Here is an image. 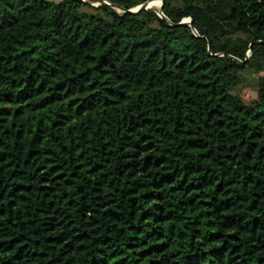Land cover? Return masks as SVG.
I'll list each match as a JSON object with an SVG mask.
<instances>
[{"label": "trees", "instance_id": "1", "mask_svg": "<svg viewBox=\"0 0 264 264\" xmlns=\"http://www.w3.org/2000/svg\"><path fill=\"white\" fill-rule=\"evenodd\" d=\"M107 1L0 0V264H264V0Z\"/></svg>", "mask_w": 264, "mask_h": 264}, {"label": "rangeland", "instance_id": "2", "mask_svg": "<svg viewBox=\"0 0 264 264\" xmlns=\"http://www.w3.org/2000/svg\"><path fill=\"white\" fill-rule=\"evenodd\" d=\"M88 1L94 4L98 3L97 0H88ZM158 2H159L158 5L152 4L151 6L156 9H159L160 0ZM260 73L264 74V71H261ZM238 90L245 99H250L254 97L256 94L254 87L251 85H240Z\"/></svg>", "mask_w": 264, "mask_h": 264}, {"label": "water", "instance_id": "3", "mask_svg": "<svg viewBox=\"0 0 264 264\" xmlns=\"http://www.w3.org/2000/svg\"><path fill=\"white\" fill-rule=\"evenodd\" d=\"M97 1H98V3H99V2H102V1H103V2H108L107 0H97ZM162 4H163V1L160 0L159 12H161ZM151 5H152V3L150 2V0H147V1L142 2V3H140V4L136 5V6H134V7L130 8V9H128V10H130V11H135V10H138V9H140V8H148V7H151ZM181 22H185V23H187V24H189V25L192 24V21H191V19H190L189 17H186V18L182 19ZM248 55H249V49H248V52H247V56H246V57H248Z\"/></svg>", "mask_w": 264, "mask_h": 264}, {"label": "bare ground", "instance_id": "4", "mask_svg": "<svg viewBox=\"0 0 264 264\" xmlns=\"http://www.w3.org/2000/svg\"><path fill=\"white\" fill-rule=\"evenodd\" d=\"M150 2H151V3H152V2H157V3H159L158 0H156V1H154V0H150Z\"/></svg>", "mask_w": 264, "mask_h": 264}]
</instances>
